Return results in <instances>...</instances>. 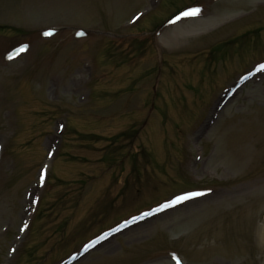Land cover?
Here are the masks:
<instances>
[{
    "label": "rangeland",
    "instance_id": "1",
    "mask_svg": "<svg viewBox=\"0 0 264 264\" xmlns=\"http://www.w3.org/2000/svg\"><path fill=\"white\" fill-rule=\"evenodd\" d=\"M262 66L264 0H0V264H264Z\"/></svg>",
    "mask_w": 264,
    "mask_h": 264
},
{
    "label": "bare ground",
    "instance_id": "2",
    "mask_svg": "<svg viewBox=\"0 0 264 264\" xmlns=\"http://www.w3.org/2000/svg\"><path fill=\"white\" fill-rule=\"evenodd\" d=\"M227 97V96H226ZM226 97L225 98H223V100L222 101H225V99H226ZM228 147L229 148H231V151H229V152H236V153H239V152H247V148H241V149H239L238 151H236V149L234 150L233 149V147H232V143H231V141H228ZM246 159V160H245ZM249 159H247V158H245V157H243L242 158V168L244 169V168H246L248 165H249V161H248ZM228 162L230 163V165L232 164V168H234V163H233V161L229 158V160H228ZM260 241H261V243H264V224H263V226L260 228Z\"/></svg>",
    "mask_w": 264,
    "mask_h": 264
},
{
    "label": "snow or ice",
    "instance_id": "3",
    "mask_svg": "<svg viewBox=\"0 0 264 264\" xmlns=\"http://www.w3.org/2000/svg\"><path fill=\"white\" fill-rule=\"evenodd\" d=\"M199 11H200L199 9H193L190 12L184 13V15H197V14H199ZM262 67H264V66H262ZM192 195H199V194L197 193V194H192ZM187 198H188L187 196L178 197L177 200L179 201L180 199H187Z\"/></svg>",
    "mask_w": 264,
    "mask_h": 264
}]
</instances>
